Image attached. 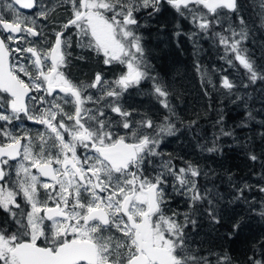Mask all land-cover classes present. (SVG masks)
Listing matches in <instances>:
<instances>
[{"label":"snow or ice","instance_id":"1","mask_svg":"<svg viewBox=\"0 0 264 264\" xmlns=\"http://www.w3.org/2000/svg\"><path fill=\"white\" fill-rule=\"evenodd\" d=\"M164 2L195 26L189 38L211 33L228 65L238 61L250 82L264 80V68L242 46L249 24L242 0ZM161 4L0 0V121L5 122L0 126V212L6 216L0 221V264H212L192 246L186 229L197 226L193 217L204 204L211 224L221 223L219 193L201 190L198 165L186 162L177 168L170 155L155 163L164 155L158 150L164 137L178 129L168 86L151 75L138 16L148 10L150 17L159 13ZM255 7L264 25V0H255ZM58 8H66L69 16L55 25L52 16ZM216 26L222 31L214 32ZM73 29L78 47L102 56L104 65L118 63L125 70L111 81L96 72L91 83L74 82L65 71ZM145 80L152 81L150 94L168 112L159 123L123 101ZM220 87L231 92L235 83L223 75ZM21 116L44 130L35 137L27 130L14 133L8 125ZM216 124L219 135L208 152L219 150L220 137L234 135L225 130L223 115ZM248 159L259 157L250 152ZM233 187L231 202L247 203L245 193L253 187L264 193V184ZM169 188L188 199L190 212L183 214V222L180 213L165 212ZM259 215L264 217V203ZM241 222L231 225L233 232ZM216 264L232 260L224 253ZM246 264H264V239L258 251L253 245Z\"/></svg>","mask_w":264,"mask_h":264},{"label":"rangeland","instance_id":"2","mask_svg":"<svg viewBox=\"0 0 264 264\" xmlns=\"http://www.w3.org/2000/svg\"><path fill=\"white\" fill-rule=\"evenodd\" d=\"M242 2L245 6V13L249 19L248 37L242 42V46L247 48L251 58L255 60L258 65H261V67L264 68V25L261 24V21L257 15L258 9L255 7V0H242ZM167 5L168 4L166 2H162L161 10L167 8ZM169 11L166 9L164 14H158L152 18H147L146 20L145 18L147 16L145 14L143 16L144 20L141 23L142 25L145 24L144 27L158 26L157 24H159L160 20L165 18L168 20V24H171L174 27L175 33L177 31L187 33V31L182 30V28L191 30L190 33L197 31L195 26L192 25L188 19L179 16L170 5ZM225 27H227V25H225ZM215 28L218 30L217 26ZM139 33L143 37V43L148 50L150 60L155 62L158 60L159 63L161 60L160 54L166 53L167 51L169 54V52H171L170 47L172 46L175 47L177 51H180L183 62L185 63V69L188 71L187 75L183 73V77L181 75L179 78L178 76L175 78V75L172 72V66L175 64V61L170 54L167 64L168 69L166 71L161 69V64L158 65L164 74L160 75L159 73H156L157 71H155L157 76H161V81H163V83L168 86V90L177 97H179L176 93V85L178 81L186 80L184 84L185 87H188L189 85V93H183V100L178 102V107L182 112L183 122L184 119H186L184 122L185 124L183 125V129L186 131V133H182V137L180 141H178L177 145L180 146L181 144V149L184 150V152H195L194 157L196 158L192 157L191 161L189 160V162L198 165L201 169L202 174L197 178V182L201 190H204L205 188H211L219 193L221 198L218 200V206L221 209V215L223 217L221 223L223 224V222H225L228 214H243L242 218L240 219L242 221L240 229L235 232L232 230L231 235H228V233L225 231H221L220 228L223 226L221 223L218 225L211 224L209 218L204 213V208L207 207V205L204 204L200 207L196 216L193 217L197 221V226L195 228H193L191 225L188 226V228L191 229L189 237L192 241V246L194 248L200 249L202 255L208 256L210 259L212 257V264H216L217 255H223L224 253H227L232 260V256L230 255L228 249L217 250V242H220L223 237L233 239L234 237H238V235H242L243 233H249L261 237L260 240L264 238V217L259 215L261 204L264 203V193H260L255 187H253L251 191H247L245 193L247 203L244 200L231 202L235 196V189L233 185H240L243 182H247L255 186L257 184L264 183L256 182L253 179L249 180L242 174L239 176L235 174L229 175V169L223 171V168L226 166L228 154H225L224 159L220 161L224 154L221 146L219 147V150L215 152H208L205 150L207 147L212 146V140L219 130V128L213 127L211 123L212 115L211 113H206L205 109L210 108L207 105V101H210L214 98L209 94L210 92L216 93V96L221 101H223V103H232L235 107L234 110H238V108L241 107L250 106L252 111H257L261 108L264 111V102L262 105V100L260 99L259 94H252L250 92L241 94V83L238 77V75H241V71L238 70V66L241 68L242 66L239 65L238 61H234L233 65L230 66L226 63L225 59H222V57L225 56L224 48L218 43V40H216V42L214 41L215 38L211 33L209 35L203 36L199 34L194 38H189V35H186V38L191 43H188L185 49L181 48L174 41L175 38H180L182 35L177 37L174 34L173 38H167V36H164L158 32L144 31V29L139 30ZM180 39H178V41H180ZM200 41H205V43H203V45L194 43ZM212 42H214V45ZM86 56L88 60L95 62V57L93 54L87 52ZM229 58H231V55H229ZM257 58H259V60H257ZM193 69L195 70V73H193ZM124 70L125 69H123L122 72ZM112 72L113 74L111 76V80H114L122 73L120 68L115 72L112 70ZM202 73H206V76L203 78ZM168 75L172 76V81L170 80L171 78H168ZM223 75H227L229 79L235 83V88L231 92H228L227 90L220 87V79ZM187 77L189 79H186ZM209 79L211 80V83H208ZM173 81H175V84H173ZM151 90L152 88H149V86L147 87L146 85H140L138 92L142 94L149 93V96H151ZM127 96L128 98H131L132 94ZM132 100L135 101L134 105L140 106L138 111L141 113L147 112L149 114L150 111L154 110L155 105L151 99H131L130 103L133 102ZM199 108H202L204 111L199 110ZM196 109H198L197 112ZM192 121H196V123L192 124ZM190 124L191 126L197 127L195 133H193L191 130ZM194 135H196L197 142L194 139ZM224 141L226 140H223V142ZM223 145L228 148H237V151L235 152L240 158L245 156L243 151L244 144L241 146L239 142L231 139ZM185 164L186 161L176 165V167L179 168L185 166ZM203 173H207L208 175L205 176ZM254 175L261 176L260 172L258 174L255 173ZM214 179L219 182V187L214 185ZM178 196L177 213H180L179 220L183 222V214L190 212V209L188 206L187 197L180 194ZM181 211L183 212L181 213ZM204 221L207 223H204ZM249 228H251L250 232L247 231ZM232 264H234L233 260Z\"/></svg>","mask_w":264,"mask_h":264},{"label":"trees","instance_id":"3","mask_svg":"<svg viewBox=\"0 0 264 264\" xmlns=\"http://www.w3.org/2000/svg\"><path fill=\"white\" fill-rule=\"evenodd\" d=\"M164 2V0H162ZM169 11V5H167V8L160 10L159 13H156L152 15L151 17L148 15V11H143L139 14L138 19L140 21L141 27L139 30L144 29V31H155L158 32L164 36H167V38L172 37L175 34L174 27L171 24H168V20L165 18H162L157 24L158 26H153V27H144L142 25L143 16L146 14V18H152L155 15L158 14H164L165 10ZM171 12V11H169ZM166 23V24H165ZM218 27V30L216 28L213 29L214 32L222 31V29ZM182 30L187 31V33H184L180 38H175L174 41L176 42L177 45H179L181 48L185 49V47L188 45V43H191L188 41L186 38V35L190 33L191 30L187 28H182ZM210 34V33H209ZM206 34V35H209ZM203 36L204 34H200ZM214 37V36H213ZM215 38V37H214ZM180 39V41H178ZM216 38L214 41L216 42ZM193 42V41H192ZM195 44H202L204 42H194ZM214 45V42H212ZM170 47V45H169ZM173 49V51H172ZM169 54L173 57L174 63L172 66L173 69V74L176 76H184L188 74L187 69H185V63L183 62L182 55L180 51H177L175 47H170ZM174 52V53H173ZM169 54L168 51L166 53L160 54L161 60L157 64H161V69L163 71H166L167 64H168V59H169ZM259 60V58H257ZM258 65V64H257ZM261 66V65H258ZM263 68V67H262ZM238 70L241 71V75L239 77L240 80V88L241 94L245 92H250L252 94L256 93L260 95V99L262 100V105L264 102V80L258 79L255 82H250L248 79V75L246 73V70L238 66ZM172 76L168 75V78L170 79ZM185 79V78H184ZM186 79H189L188 77ZM172 81V78L170 79ZM177 80V79H176ZM175 80V81H176ZM175 81H173V84H175ZM185 82L186 80L183 81H178L176 85V93L179 97L178 99L183 100V93H189V85L188 87H185ZM212 97H214L212 100L207 101L208 109H205L206 113H211L212 115V125L214 128H219V126L216 124L217 119L223 115L224 117V128L226 131L230 130L234 133L233 136L229 137H220L219 140L217 141L219 147L221 146L223 150V157L221 158L220 161L224 159V155L228 154L227 161H226V166L223 168V171L228 170L229 175L235 174L239 176L240 174L244 175L245 178L247 179H253L256 182L259 183H264V179L261 178L260 175L255 176V173L264 174V111L261 109H258L257 111H252L250 106L246 107H241L238 108V110H234V105L232 103L230 104H225L223 101H221L217 96L216 93L210 92L209 93ZM260 104V105H261ZM198 109H196L197 112ZM199 110H202V108H199ZM194 111V110H193ZM204 111V110H202ZM251 113V116L249 115ZM201 115V114H200ZM206 123V122H205ZM219 133V130H218ZM216 134L218 136L219 134ZM236 140L237 142L240 143L242 146L243 144V151L245 156L244 157H239L235 151H237V148H228L224 146L223 144H226L229 140ZM223 140H226L223 142ZM250 152H254L258 157L259 160L256 162H253L248 159V154ZM227 174V173H226ZM217 179V178H216ZM214 179L213 183L215 186L219 187V182ZM221 185V184H220ZM230 191V189H229ZM203 206V205H201ZM243 214H228L226 217L225 222H223V226L221 228V231H225L226 233H232V228L231 225L235 223L237 220H240L242 218ZM251 228L247 229L248 232H250ZM261 237H258L257 235H252V234H242L238 235V237H234L233 239H228L223 237V239L220 240L218 243V248L217 250H225L228 249L230 255L238 260V261H244L246 264L247 257L249 255H252L253 252V245L257 246V251H258V243L260 241ZM264 239V238H263ZM216 247V246H215ZM216 250V248H215Z\"/></svg>","mask_w":264,"mask_h":264},{"label":"flooded vegetation","instance_id":"4","mask_svg":"<svg viewBox=\"0 0 264 264\" xmlns=\"http://www.w3.org/2000/svg\"><path fill=\"white\" fill-rule=\"evenodd\" d=\"M48 2V0H46V3ZM24 12L26 14H31V10H24ZM69 16V11L66 8H58L56 10L55 13H53L52 19L55 21V25H58L59 23L64 22ZM54 26V25H49V30L50 28ZM75 30H71L69 31L68 35L72 36V47L69 49L71 56L69 57V65L67 67V69H65L66 74L69 75V77L77 83L83 82L85 84L91 83L92 80L94 79V75L96 72H100L103 74L104 79L111 81V76L113 74L112 70L115 72L117 69H124L123 65L120 64H112V65H104L103 63V57L102 56H98L94 51H92L89 48H81L78 47L76 44V37L73 36V32ZM145 46V45H144ZM146 48V46H145ZM147 51V58L149 63L151 64V75L158 77V79L161 81V76H157L156 73L158 74H164V72L159 68L157 62L150 60L149 59V55H148V50ZM89 52L91 54L94 55L95 57V62H92V60H88L86 53ZM155 71H157L155 73ZM193 73H195V70L193 69ZM142 86L146 85L147 87L149 86V88H152V81L151 80H145L141 83ZM138 89H140V86H138V88L135 89H130L127 93H125L124 97H123V101L125 103L126 106H129L131 108L137 109L140 108L139 105H134V100H132L133 102L130 103L131 99H151L154 102V110L149 112V115L157 122L159 123L162 118L165 115H168V112L166 109L162 108L161 105L159 104V102L157 101V99L151 95L149 96V93H139ZM142 90V89H141ZM92 93L94 95H98V93L96 92V90H91ZM170 92V91H169ZM139 93V94H137ZM171 95L169 97V102L172 106V108L174 109L176 115L175 117H173V122L176 125V128L178 129L174 135H168L165 136L160 147H159V151L161 153H163V157H156L155 158V163L157 165H159V163L161 162V159L167 160L169 158V155L172 157V163L176 166L184 161L189 162V160L191 161L192 157L195 156V152L194 151H187L184 152V150L181 149V144L180 146L177 145L178 141H180L181 137H182V133L186 131L183 129V125L185 124V120L183 122V118H182V112L180 110V108L178 107V102L181 99H178L177 97H175V95L170 92ZM132 94L131 98H128L127 95ZM149 97V98H148ZM66 111L71 112L72 109L70 106H66L65 108ZM134 119H140L139 116H134ZM5 122L0 121V126L4 125ZM8 127L14 132V133H19L22 134L24 130L29 131V133L35 137L37 135V133L39 131H43V126L38 125L36 123H34L33 121L27 120L25 117L21 116L20 120H13L12 123L10 125H8ZM190 128L193 131V133L196 132L197 127L195 126H191L190 124ZM194 139L197 142L196 139V135H194ZM0 142H3V138L0 137ZM39 149L37 148L36 151H38ZM188 160V161H187ZM149 174H152V169L151 167H148L147 169ZM169 192V196H168V202L165 206V212L166 214H170L171 212H177L178 210V203L177 200L179 198V194H176L175 192L172 191L171 188L168 189ZM42 199L43 194H42ZM183 211H181L182 213ZM180 217V216H179ZM4 219H6V216L3 212H0V221H3ZM204 223H207L206 221H204ZM221 229V228H220ZM187 233L189 234L191 232V229L187 228ZM190 230V231H189ZM233 238V237H231ZM250 256V255H249ZM212 260V257H211ZM232 260L234 262V264H245L244 261H238L236 259H234L232 257Z\"/></svg>","mask_w":264,"mask_h":264}]
</instances>
